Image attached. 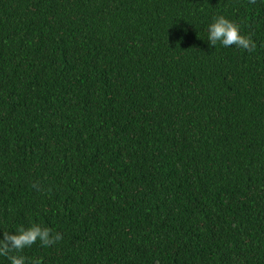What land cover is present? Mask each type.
Wrapping results in <instances>:
<instances>
[{
  "label": "trees",
  "instance_id": "obj_1",
  "mask_svg": "<svg viewBox=\"0 0 264 264\" xmlns=\"http://www.w3.org/2000/svg\"><path fill=\"white\" fill-rule=\"evenodd\" d=\"M33 223L29 264H264V0H0V232Z\"/></svg>",
  "mask_w": 264,
  "mask_h": 264
},
{
  "label": "clouds",
  "instance_id": "obj_2",
  "mask_svg": "<svg viewBox=\"0 0 264 264\" xmlns=\"http://www.w3.org/2000/svg\"><path fill=\"white\" fill-rule=\"evenodd\" d=\"M254 3L255 0H250ZM208 41L210 45L216 46L219 42L224 47L235 45L249 53L255 50V42L250 36L242 35L240 26L227 19L223 15L213 18L208 26ZM32 187L39 190V183L34 182ZM60 232H54L51 228L33 223L29 227L23 225L17 227L14 232H0V256L6 257L10 264H29L27 258L22 254L23 250L31 247L37 241L42 247H50L62 240ZM30 264H43L42 258H33Z\"/></svg>",
  "mask_w": 264,
  "mask_h": 264
}]
</instances>
